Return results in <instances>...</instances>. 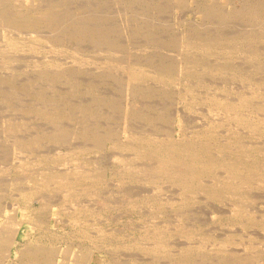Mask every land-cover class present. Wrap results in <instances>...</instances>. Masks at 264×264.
I'll use <instances>...</instances> for the list:
<instances>
[{
  "label": "rangeland",
  "instance_id": "rangeland-1",
  "mask_svg": "<svg viewBox=\"0 0 264 264\" xmlns=\"http://www.w3.org/2000/svg\"><path fill=\"white\" fill-rule=\"evenodd\" d=\"M28 1H0L2 263L264 264V0Z\"/></svg>",
  "mask_w": 264,
  "mask_h": 264
},
{
  "label": "bare ground",
  "instance_id": "bare-ground-1",
  "mask_svg": "<svg viewBox=\"0 0 264 264\" xmlns=\"http://www.w3.org/2000/svg\"><path fill=\"white\" fill-rule=\"evenodd\" d=\"M0 1H1V0H0ZM9 1H10V0H9ZM12 1H13V0H12ZM29 1H30V0H29ZM29 1H28V2H29ZM40 1H41V0H40ZM179 1H180V0H179ZM181 1H182V0H181ZM31 2H32V0H31ZM176 2H177V0H176ZM204 2H205V1H204ZM1 3H3V2H1ZM46 3H47V2H46ZM177 3H178V2H177ZM180 3H181V2H180ZM200 3H201V2H200ZM205 3H206V2H205ZM256 4H257V2H256ZM9 5H10V4H9ZM175 5H176V4H175ZM252 5H254V4H252ZM13 6H14V5H13ZM24 7H25V6H24ZM248 7H250V6H248ZM254 7H256V6H254ZM17 8H18V6H17ZM21 8H22V7H21ZM213 8H214V7H213ZM251 8H252V7H251ZM206 9H207V8H206ZM43 11L45 12V10H43ZM255 11H256V10H255ZM14 12H15V11H14ZM199 12H200V11H199ZM201 12H203L202 9H201ZM251 12H252V13H255L254 11H252V9H251ZM15 13H16V12H15ZM18 13H19V12H18ZM20 13H21V12H20ZM42 13H43V12H42ZM45 13H46V12H45ZM49 13H50V12H49ZM245 13H246V12H245ZM16 14H17V13H16ZM21 14H22V13H21ZM25 14H26V13H25ZM25 14H23V15H25ZM27 14H28V13H27ZM40 14H41V13H40ZM205 14H206V13H205ZM247 14H248V13H247ZM2 15H3V14H2ZM17 15H18V14H17ZM17 15H16V16H17ZM19 15H20V14H19ZM41 15H42V14H41ZM256 15H257V14H256ZM261 15H262V14H261ZM46 16H47V15H46ZM46 16H45V17H46ZM209 16H212V15H209ZM259 16H260V15H259ZM1 17H2V16H1ZM260 17H261V16H260ZM260 17H259V18H260ZM262 17H263V15H262ZM21 18H22V17H21ZM255 18H256V17H255ZM16 19H17V17H16ZM262 19H263V18H262ZM22 20H23V19H22ZM17 21H19V20H17ZM1 22H2V21H1ZM19 25H20V24H19ZM17 27H18V26H17ZM28 29H30V28H28ZM22 33H23V32H22ZM241 35H242V34H241ZM250 35H251V34H250ZM250 35H249V37H250ZM22 37H23V36H22ZM22 41H23V40H22ZM31 41H32V40H31ZM26 42H27V41H26ZM34 42H35V41H34ZM200 42H201V41H200ZM36 43H37V42H36ZM232 43H233V42H232ZM18 44H19V43H18ZM203 44H205V43H203ZM215 44H216V43H215ZM23 45H24V44H23ZM183 45H184V44H183ZM228 46H229V45H228ZM230 46H231V45H230ZM19 47H21V46H19ZM181 47H182V46H181ZM183 47H184V46H183ZM186 48H187V47H186ZM181 50H182V49H181ZM182 51H183V50H182ZM180 53L183 55L182 52H180ZM177 55H178V54H177ZM178 56H179V55H178ZM178 56H177V57H178ZM178 59H179V58H178ZM182 60H183V59H182ZM179 61H180V60H179ZM177 62H178V61H177ZM180 64H181V63H180ZM183 64H184V63H183ZM178 66H179V65H178ZM168 67H169V66H168ZM174 67H176V66H174ZM181 67H182V66H181ZM176 68H177V67H176ZM182 68H183V67H182ZM157 69H159V68H157ZM161 69H163V68L161 67ZM161 69H160V70H161ZM166 69H167V68H166ZM185 69H187V68L185 67ZM181 70H182V69H181ZM176 71H177V70H176ZM183 71H184V70H183ZM162 72H163V71H162ZM180 72H182V71H180ZM180 75H183V74L180 73ZM249 95H250V93H249ZM238 100H239V98H238ZM247 100H248V99H247ZM239 101H240V100H239ZM249 101H250V100H249ZM244 106H245V105H244ZM241 107H243V106H241ZM235 110H236V109H235ZM48 112H49V111H48ZM48 112H47V113H48ZM50 114H51V113H50ZM50 114H48V115H50ZM239 114H240V112H239ZM50 116H51V115H50ZM238 116H239V115H238ZM86 118H87V117H86ZM176 124H177V123H176ZM85 132H86V131H85ZM176 132H177V131H176ZM59 134H60V133H59ZM82 135H83V134H82ZM86 135H87V133H86ZM88 135H89V134H88ZM96 135H97V134H96ZM57 136H58V135H57ZM61 136H62V135H61ZM63 136H65V135H63ZM67 136H68V133H67ZM99 136H100V135H99ZM125 136H126V135H125ZM176 136H177V135H176ZM51 137H52V136H51ZM59 137H60V136H59ZM134 137H135V136H134ZM168 137H169V136H168ZM63 138H64V137H63ZM65 138H66V137H65ZM85 138H86V137H85ZM93 138H94V135H93ZM99 138H100V137H99ZM125 138H127V137H125ZM125 138H124V139H125ZM149 138H150V137H149ZM180 138H181V137H180ZM180 138H179V139H180ZM57 139H58V138H57ZM95 139H96V138H95ZM95 139H94V141H95ZM97 139H98V138H97ZM100 139H101V138H100ZM100 139H98V140L100 141ZM127 139H128V138H127ZM130 139H131V138H130ZM142 139H143V138H142ZM151 139H153V138H151ZM151 139H150V140H151ZM155 139H156V138H155ZM183 139H184V138H183ZM188 139H189V138H188ZM194 139H195V138H194ZM62 140H63V139H62ZM128 140H129V139H128ZM131 140H132V139H131ZM153 140H154V139H153ZM176 140H177V139H176ZM192 140H193V139H192ZM92 141H93V140H92ZM102 141H103V139H102ZM107 141H108V140H107ZM132 141H133V140H132ZM147 141H148V140H147ZM154 141H155V140H154ZM174 141H175V140H174ZM174 141H173V142H174ZM198 141H199V140H198ZM120 142H121V141H120ZM123 142H124V140H123ZM184 142H185V141H184ZM189 142H190V141H189ZM189 142H188V143H189ZM208 142H209V141H208ZM85 143H86V142H85ZM103 143H105V142H103ZM134 143H135V141H134ZM139 143H140V141H139ZM157 143H158V142H157ZM162 143H164V142L162 141ZM165 143H166V142H165ZM211 143H212V142H211ZM211 143H210V144H211ZM101 144H102V143H101ZM127 144H128V142H127ZM174 144H175V143H174ZM235 144H236V143H235ZM235 144H234V146H236ZM237 144H238V143H237ZM239 144H240V143H239ZM239 144H238V145H239ZM69 145H70V144H69ZM132 145H134V144H132ZM137 145H140V144H137ZM179 145H180V144H179ZM194 145H195V144H194ZM194 145H192V146H194ZM240 145H241V144H240ZM141 146H142V145H141ZM141 146H140V147H141ZM150 146H151V145H150ZM166 146H167V145H166ZM184 146H185V145H184ZM188 146H189V145H188ZM188 146H187V147H188ZM195 146H196V145H195ZM125 147H126V146H125ZM135 147H136V146H135ZM142 147H143V146H142ZM157 147H158V146H157ZM202 147H203V146H202ZM212 147L215 148L214 146H212ZM223 147H225V146H223ZM239 147H240V146H238V148H239ZM126 148H127V147H126ZM188 148H189V147H188ZM194 148H195V147H194ZM197 148H198V146H197ZM225 148H226V147H225ZM230 148H231V146H230L229 148H227V149H230ZM240 148H241V147H240ZM142 149H143V148H142ZM185 149H186V148H185ZM204 149H206V148H204ZM223 149H224V148H223ZM234 149H235V148H234ZM236 149H237V148H236ZM135 150H136V149H135ZM182 150H183V149H182ZM208 150H209V149H208ZM237 150H239V149H237ZM131 151H132V150H131ZM167 151H168V150H167ZM180 151H181V149H180ZM185 151H186V153H189L187 150H184L183 153H185ZM192 151H193V148H192ZM197 151H199V150H197ZM206 151H207V150H206ZM242 151H243V146H242ZM245 151H247V150L245 149ZM164 152H165V151H164ZM201 152H202V151H201ZM211 152H212V151H211ZM231 152H232V151H231ZM237 152H239V151H237ZM145 153H146V152H145ZM167 153H168V152H167ZM213 153H215V152L213 151ZM221 153H222V152H221ZM233 153H235V152H233ZM240 153H241V152H240ZM130 154H131V153H130ZM162 154H163V153H162ZM176 154H177V153H176ZM190 154H191V153H190ZM219 154H220V153H219ZM223 154H225V153H223ZM223 154H222V155H223ZM231 154H232V153H231ZM241 154H243V153H241ZM244 154H245V152H244ZM125 155H126V153H125ZM155 155H156V154H155ZM170 155H171V153H170ZM182 155H183V154H182ZM199 155H200V154H199ZM226 155H227V153H226ZM232 155H233V154H232ZM235 155H236V154H235ZM238 155H239V154H238ZM238 155H236V156H238ZM140 156H142V155L140 154ZM150 156H151V155H150ZM150 156H149V157H150ZM188 156H190V155H188ZM188 156H187V157H188ZM201 156H202V155H201ZM213 156H214V155H213ZM240 156H241V155H240ZM240 156H239V157H240ZM62 157H63V156H62ZM174 157H175V156H174ZM174 157H173V158H174ZM178 157H179V156H178ZM180 157H181V156H180ZM223 157H224V156H223ZM233 157H234V156H233ZM233 157H231V158H233ZM243 157H244V156H243ZM173 158H172V159H173ZM175 158H176V157H175ZM183 158H184V156H183ZM198 158H199V157H198ZM202 158H203V157H202ZM221 158H222V157H221ZM225 158H226V157H225ZM244 158H245V157H244ZM142 159H143V158H142ZM192 159H193V158H192ZM194 159H195V158H194ZM239 159L241 160V158H239ZM175 160H176V159H175ZM179 160H181V159H179ZM179 160H178V161H179ZM182 160H184V159H182ZM215 160H217V159H215ZM225 160H226V159H225ZM227 160H228V159H227ZM233 160H234V159H233ZM172 161H173V160H172ZM184 161H185V160H184ZM184 161H183V162H184ZM195 161H196V160H195ZM217 161H218V160H217ZM223 161H224V160H223ZM230 161H231V160H230ZM155 162H156V161H155ZM155 162H154V163H155ZM176 162H177V161H176ZM176 162H175V164H176ZM179 162H180V161H179ZM179 162H177V163H179ZM185 162H186V161H185ZM190 162H191V161H190ZM204 162H205V161H204ZM206 162H207V161H206ZM214 162H215V161H214ZM226 162H227V161H226ZM232 162H233V161H232ZM234 162H235V161H234ZM192 163H195V162L192 161ZM199 163H200V161H199ZM207 163H208V162H207ZM227 163H228V162H227ZM159 164H161V162H160ZM175 164H174V165H175ZM186 164H188V163H186ZM195 164H196V163H195ZM201 164H204V163H201ZM243 164H244V163H243ZM176 165H177V164H176ZM192 165H193V164H192ZM192 165H191V166H192ZM236 165H237V163H236ZM252 165H254V164H252ZM182 166H183V165H182ZM189 166H190V165H189ZM201 166H202V165H201ZM211 166H212V165H211ZM214 166H215V165H214ZM228 166H229V165H228ZM25 167H26V166H25ZM72 167H73V166H72ZM125 167H126V166H125ZM180 167H181V165H180ZM216 167H217V166H216ZM234 167H235V166H234ZM246 167H247V166H246ZM253 167H254V166H253ZM255 167H257V166H255ZM129 168H130V167H129ZM154 168H155V167H154ZM154 168H153V170H154ZM156 168H157V167H156ZM156 168H155V169H156ZM167 168H168V167H167ZM177 168H178V167H177ZM182 168H183V167H182ZM186 168H188V167L186 166ZM204 168H205V167H204ZM219 168H220V167H219ZM27 169H28V168H27ZM135 169H136V168H135ZM157 169L159 170V168H157ZM157 169H156V170H157ZM175 169H176V168H175ZM175 169H174V171H175ZM184 169H185V168H184ZM212 169H213V168H212ZM220 169H221V168H220ZM223 169H224V168H223ZM226 169H227V168H226ZM232 169H233V168H232ZM243 169H244V168H243ZM250 169H252V168L250 167ZM179 170H180V168H179ZM190 170H191V169H190ZM239 170H240V168H239ZM30 171H31V170H30ZM81 171H82V170H81ZM154 171H155V170H154ZM165 171H166V170H165ZM171 171H173V170H171ZM171 171H170V174H171ZM174 171H173V172H174ZM182 171H183V169H182ZM191 171H192V170H191ZM191 171H190V172H191ZM195 171H196V170H195ZM237 171H238V170H237ZM248 171H249V169H248ZM95 172H96V171H95ZM168 172H169V171H168ZM176 172L178 173V171H176ZM176 172H175V173H176ZM185 172H186V171L184 170L183 174H184ZM193 172H194V171H193ZM193 172H191V173H193ZM198 172H199V171H198ZM198 172H197V173H198ZM201 172H203V171H201ZM205 172H206V171H205ZM213 172H214V171H213ZM256 172H257V171H256ZM260 172H261V171H260ZM151 173H152V172H151ZM199 173H200V172H199ZM206 173H207V172H206ZM224 173H225V172H224ZM233 173H234V172H233ZM233 173H232V175H233ZM80 174H81V172H80ZM83 174H84V173H83ZM91 174H93V173H91ZM91 174H90V175H91ZM95 174H96V173H95ZM99 174H100V173H99ZM102 174H103V173H102ZM193 174H194V173H193ZM200 174H201V173H200ZM204 174H205V173H204ZM210 174H211V172H210ZM225 174H226V173H225ZM241 174H242V173H241ZM241 174L239 173L238 176H242ZM259 174H261V173H259ZM86 175H87V174H86ZM166 175H167V174H166ZM185 175H186V174H185ZM187 175H188V173H187ZM194 175H195V174H194ZM211 175H212V174H211ZM213 175H214V174H213ZM235 175H236V174H235ZM246 175H247V174H246ZM248 175H249V174H248ZM257 175H258V173H257ZM45 176H46V174H45ZM92 176H93V175H92ZM175 176H177V175H175ZM182 176L184 177V175H182ZM199 176H200V175H199ZM202 176H203V174H202ZM208 176H210V175H208ZM249 176H250V175H249ZM97 177H100V175L97 176ZM165 177H166V176H165ZM171 177H172V176H171ZM179 177H181V176H179ZM196 177H197V176H196ZM203 177H204V176H203ZM230 177H231V176H230ZM242 177H243V176H242ZM247 177H248V176H247ZM253 177H254V174H253ZM263 177H264V176H263ZM93 178H95V177H93ZM174 178H175V177H174ZM176 178H177V177H176ZM184 178H185V177H184ZM204 178H205V177H204ZM225 178H226V176H225ZM250 178H251V177H250ZM198 179H199V178H198ZM201 179H203V178H201ZM213 179H214V178H213ZM223 179H224V178H223ZM227 179H229V178H227ZM227 179H226V180H227ZM238 179H239V178H238ZM241 179H242V178H241ZM173 180H174V179H173ZM180 180H181V179H180ZM182 180H183V179H182ZM185 180H186V179H185ZM189 180H191V179H189ZM196 180H197V179H196ZM199 180H200V179H199ZM205 180H206V179H205ZM211 180H212V179H211ZM231 180H232V179H231ZM233 180L235 181V179H233ZM248 180H249V179H248ZM187 181H188V180H187ZM236 181H237V180H236ZM238 181H239V180H238ZM246 181H247V180H246ZM182 182H183V181H182ZM214 182H215V181H214ZM214 182H213V183H214ZM240 182H241V181H240ZM261 182H262V181H261ZM183 183H184V182H183ZM191 183H192V182H191ZM191 183H190V184H191ZM222 183H223V182H222ZM216 184H217V182H216ZM187 185H188V183H187ZM228 185H230V184H228ZM235 185H237V184L235 183ZM181 186H182V185H181ZM196 186H197V185H196ZM201 186H203V185H201ZM224 186H225V185H224ZM194 187H195V186H194ZM203 187H204V186H203ZM14 188H15V187H14ZM198 188H199V186H198ZM204 188H205V187H204ZM225 188H226V187H225ZM235 188H237V186H236ZM238 188H239V187H238ZM223 189H224V188H223ZM231 189H232V191L234 190L233 187H232ZM231 189H228V191H229V192H232V191H230ZM210 190H211V189H210ZM225 190L227 191V189H225ZM225 190H223V191L225 192ZM201 191H202V190H201ZM204 191H206V190H204ZM207 191H208V190H207ZM228 191H227V192H228ZM208 192H209V191H208ZM235 192H236V191H235ZM186 193H187V192H186ZM188 193H189V192H188ZM210 193H212V192H210ZM214 193H215V192H214ZM214 193H212V194H214ZM218 194H219V193H218ZM223 194H224V193H223ZM230 194H231V193H230ZM234 194H236V193H234ZM184 195H185V194H184ZM224 195H225V194H224ZM226 195H227V193H226ZM228 195H229V194H228ZM232 195H233V194H232ZM232 195H231V196H232ZM220 196H221V195H220ZM236 196H237V195H236ZM224 197H225V196H224ZM215 198H216V197H215ZM230 198H232V197H230ZM234 198H235V197H234ZM217 199H218V198H217ZM237 200H238V199H237ZM28 201H29V200H28ZM232 201H233V200H232ZM240 204H241V202H240ZM14 205H15V204H14ZM237 205H238V208H239V204H237ZM25 207H26V205H25ZM17 208H18V207H17ZM238 208H237V209H238ZM243 208H244V206H243ZM14 209H15V207H14ZM23 209H24V208H23ZM26 209H27V208H25L24 210L26 211ZM244 209H245V208H244ZM30 210H31V209H30ZM60 210H61V209H60ZM239 210H240V209H239ZM1 211H2V210H1ZM1 211H0V212H1ZM25 211H24V212H25ZM37 211H38V210H37ZM41 211H42V209H41ZM6 212H7V211H6ZM10 212H11V211H10ZM238 212H239V211H238ZM238 212H237V213H238ZM240 212H241V211H240ZM242 212H243V211H242ZM13 213H14V212H13ZM25 213H26V212H25ZM35 213H36V212H35ZM14 214H15V213H14ZM21 214H24V213H21ZM26 214H29V213H26ZM36 214H37V213H36ZM39 214H40V213H39ZM238 214H239V213H238ZM30 215H31V214H30ZM28 216H29V215H28ZM28 216H27V217H28ZM31 216H32V215H31ZM263 216H264V215H263ZM6 217H7V216H5V218H6ZM10 217H11V216H10ZM10 217H8V218H10ZM34 217H35V216H33V219H34ZM39 217H40V216H38L37 218L35 217V218L38 219ZM240 217H241V216H240ZM5 218H4V219H5ZM20 218H21V217H20ZM22 218H24V219L26 220V217L23 216ZM22 218H21V219H22ZM263 218H264V217H263ZM4 219H3V220H4ZM11 219H12V218H11ZM28 219H29V217H28ZM31 219H32V217H31ZM33 219H32V223H33ZM22 220H23V219H22ZM25 220H24V221H25ZM34 220H35V219H34ZM262 220H263V219H262ZM1 221H2V220H1ZM13 221H14V218H13L12 221H10V220H6V221H5V227H6L7 229L0 233V264L3 262V261H2V257H5V256H4V253H3L4 249H5L6 247H8V249H11V245L14 243V241H11V240H10L9 236L12 234L11 236H12V237H13V236L15 237L16 234H17V232H16V233H15V232H12V233L10 232V231H12V230H14V229H11V230L8 229V228H11L12 226H13V228H14V225L11 224ZM3 222H4V221H3ZM7 222H8V223H7ZM18 222H19V221H18ZM22 222H23V221H22ZM30 222H31V221H29L28 223H30ZM38 222H41V221H38ZM15 223H16V222H15ZM20 223H21V221H20ZM26 223H27V220H26ZM41 223H42V222H41ZM17 224H18V223H17ZM37 224H38V223H37ZM25 225H26V224H25ZM34 225H35V224H34ZM34 225H33V227H34ZM39 225H40V224H39ZM41 225H42V224H41ZM261 225H262V223H261ZM0 226H1V225H0ZM18 226H20V225H18ZM36 226H38V225H36ZM3 227H4V226H3ZM5 227H4V228H5ZM1 228H2V227H1ZM1 228H0V229H1ZM40 228H41V227H40ZM81 228H82V227H81ZM37 230H39V229L37 228ZM14 231H15V230H14ZM31 232H34V231H31ZM102 232H103V231H102ZM10 233H11V234H10ZM26 233H27V232H26ZM38 233H39V232H38ZM28 234H29V233H28ZM32 234H33V233H32ZM34 235H35V234H34ZM188 235H189V234H188ZM27 238H28V237H27ZM38 238H39V237H38ZM38 238H37V239H38ZM12 240H13V239H12ZM34 240H35V239H34ZM38 240H39V239H38ZM96 240H97V239H96ZM21 241H22V240H21ZM24 241H25V240H24ZM26 241H27V239H26ZM160 241H161V240H160ZM16 243H17V242H16ZM38 243H40V242H38ZM157 243H158V242H157ZM31 244H32V243H31ZM96 244H97V243H96ZM141 244H142V243H141ZM35 245H36V244H35ZM38 245H39V244H38ZM25 246H27V244H26ZM28 247H30V246H28ZM44 247H45V246H44ZM16 248H17V247H15V249H16ZM19 248H21V247H19ZM50 248H51V247H50ZM25 249H26V248H25ZM52 249H54V248H52ZM70 249H71V248H70ZM70 249H69V250H70ZM86 249H87V248H86ZM17 250H18V249H17ZM19 250H20V249H19ZM21 250H22V249H21ZM27 250H28V249H27ZM27 250H25V251H27ZM31 250H32V249H31ZM65 250H67V249H65ZM96 250H97V249H96ZM101 250H102V249H101ZM13 251H15V250H13ZM41 251H42L41 248L35 250V252H37V253H40ZM80 251H81V250H80ZM89 251H90V250H89ZM77 252H78V251H77ZM82 252H83V250H82ZM84 252H85V251H84ZM17 253H18V252H17ZM22 253H23V251H22ZM31 253H32V251H31ZM69 253H70V252L68 251V254H69ZM29 254H30V253H29ZM33 254H34V251H33ZM40 254H41V253H40ZM80 254H81V252H80ZM83 254H84V253H83ZM87 254H88V253H87ZM6 255H7V254H6ZM36 255H37V254H36ZM61 255H62V254H61ZM69 255H70V254H69ZM71 255H72V254H71ZM81 255H82V254H81ZM89 255H90V254H89ZM13 256H14V255H13ZM18 256H19V255H18ZM38 256H40V255H38ZM76 256H77V255H76ZM85 256L87 257L86 254H85ZM20 257H21V256H20ZM26 257H27V256H26ZM34 257H36V256H34ZM40 257H41V256H40ZM77 257H78V256H77ZM80 257H81V256H80ZM86 257H84L85 260H86ZM88 257H89V256H88ZM88 257H87V258H88ZM18 258H19V257H18ZM23 258H24V257H23ZM28 258H29V257H28ZM70 258H71V257H70ZM81 258H82V257H81ZM84 258H83V259H84ZM19 259H20V258H19ZM21 259H22V258H21ZM35 259H36V258H35ZM66 259H67V258H66ZM78 259H79V257H78ZM78 259H77V260H78ZM38 260H39V259H38ZM70 260H71V259H70ZM81 260H82V259H81ZM24 261H25V260H24ZM73 261H74V259H73ZM26 262H28V261H26ZM29 262H30V261H29ZM19 263H20V262H19ZM49 263H50V262H49ZM2 264H3V263H2ZM13 264H14V263H13ZM20 264H21V263H20ZM47 264H48V262H47ZM77 264H78V263H77ZM79 264H80V263H79Z\"/></svg>",
  "mask_w": 264,
  "mask_h": 264
}]
</instances>
